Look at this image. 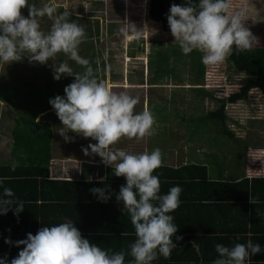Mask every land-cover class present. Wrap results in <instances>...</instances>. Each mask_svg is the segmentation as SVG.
Instances as JSON below:
<instances>
[{"label": "crops", "instance_id": "crops-1", "mask_svg": "<svg viewBox=\"0 0 264 264\" xmlns=\"http://www.w3.org/2000/svg\"><path fill=\"white\" fill-rule=\"evenodd\" d=\"M79 1L80 0H66L65 3H62L63 1L55 2L59 6L58 12L67 9L70 13L69 19L84 28L87 38L79 46V55L89 59L92 67L95 68L97 79L105 82L113 91H126L128 93L129 90H134L128 88L129 84H135L134 86L136 87L134 88L143 89L145 87L147 93L152 86L164 88L172 85L176 88L181 87V89L191 91L192 87H208L205 79L206 70L204 82L199 83H168L166 86H163L162 84H150L149 81L145 82L141 77L137 82L140 85L137 83H129L127 77L124 80H119V82L115 79L116 77H113L110 71H108L110 67L104 59V54L110 53L109 49L104 47V49L108 51L105 52L103 50L100 61L93 40L96 36L98 38L101 36L102 29L104 30L105 27L106 13L103 8H101L103 3L97 4V0H94V2L89 4V0H81L82 3L80 4ZM29 2L37 7H42L43 4L50 3L52 0H29ZM95 6L100 7V10L97 9L96 13V10H93ZM21 12L27 17V6L22 8ZM40 25L41 30L47 32L51 26V21L47 17L41 18ZM90 28H92V32L88 35V29ZM105 33L108 34L106 30ZM88 41H92L94 45L89 44ZM100 42L101 40H99V43ZM136 43L137 42H132L131 47H135L137 50L140 45ZM130 48L127 54H130ZM126 57L128 58V55H126ZM130 57H132L131 54ZM61 62L71 63V67L79 66L62 53L57 54L54 61L51 59L48 60L46 64H39L37 62L29 63L27 57L23 58L21 61L12 62L7 65L0 64V178H4V187L11 188L15 193V198L18 201L24 202L26 218L28 217L26 205L29 203L34 204L35 201L40 205L44 204L43 202L68 203L70 205L66 207L58 205L54 206V208L56 210L62 209L64 212H75L74 210H77L76 215L84 221V224H80V226L92 227L94 231L98 229L96 231L98 234L106 235L105 240L108 245L118 246V248L110 247L112 252H127L129 250V245L136 239L135 230L131 224L130 218L126 215L125 211H123V204L116 199V194L119 192L121 185L126 183L125 178L123 176H115L114 168L105 165L98 155L91 153L90 149L89 154L85 155L84 149L88 148L90 143L94 144L97 143V141L90 137L84 138L73 132L68 133L70 139L66 140L57 131L62 125L55 111L49 104V99L57 95L63 96L65 86L72 83L74 80V76H67L65 74H61L60 80H55L53 78V64L59 65ZM9 97H11V101L8 99ZM192 97L193 96L190 95L188 97L189 104H192ZM14 99L16 100L12 101ZM173 101L174 100H172L171 103H173ZM11 103H13V105H11ZM143 103L144 107L141 111L135 108L134 111L142 112L145 109L150 111L148 94L146 100H143ZM143 103H141V105H143ZM176 107L178 108V106ZM202 110L204 111L202 113H194L190 110L186 112L178 109L171 110L170 115L163 116L166 120L165 122H159L160 113L150 111L157 125L156 132L153 136L146 137L139 141L135 139L129 140L127 138L123 140L121 138L113 146L116 149H123L130 153H140L159 148L162 154V164L159 168L154 170L153 175H158L159 177L161 194H166L173 186L178 185L182 188L180 196L182 226L176 224L182 231L176 232L178 234L175 233L173 235V238H175L173 242H178V249L171 253L173 257H178V260L173 262L175 264H194L195 261H198L199 264H203L205 260L207 264H213V261L218 256L215 251V245L223 244L226 246L227 243L225 239L217 238V236H221L223 228L215 224L213 220L222 219L223 214V216L225 215L232 218L229 219V221L234 222V224L238 223L237 218L242 214L240 209H243V203L247 204L248 218L250 220L246 224L247 230L245 232V238H242V243H245L244 241H247L249 238H251L253 242L259 239L264 246V143L261 145L256 144L254 146H247L241 165L243 170L234 168V165H229L228 163L227 166L224 165V162H222L223 159L227 158L233 162L234 157L233 155L225 156V151H218L217 147L213 145L214 142L212 140H206L203 146L199 145L197 142H191V139L209 138L208 135L203 136L201 134L210 133L216 127L214 122L211 120L207 121L205 118L209 109ZM194 111H197V108ZM227 115L229 116L227 121L231 120V122L234 121L233 123H236L235 121L237 120L233 119L234 116L230 115L228 112ZM175 116L181 118L180 123L183 125L182 129L170 132L176 136V143L173 139L168 142L169 138L166 143H159L156 140L152 142L155 136H159V134L162 133L161 130L164 129L163 127H168V124H170L169 120L172 121ZM182 118L185 119L182 120ZM251 118L254 119V116ZM208 123H210V125H206ZM237 124L238 122L236 125ZM49 130L51 132V139L47 143L45 137ZM33 132L35 135H40L41 137L31 135L30 133ZM236 137L239 136L236 135ZM262 142H264V140ZM13 162L17 164L14 171L11 168ZM195 165L200 167L196 168ZM201 167H205V169ZM218 167L220 168V175L217 173V171H219ZM16 169H21L22 171V173L18 175L19 178L13 176L11 177V182L5 183L9 178L4 172H15ZM27 172L33 173V175H28ZM32 177L34 179L36 178L38 183L37 191L34 194L36 200L31 199L28 183L23 182V184H21L22 180ZM246 177H248L250 181L247 189L244 190V188H242L244 190L242 193L226 196L219 191L218 195L216 194L214 198H208L211 191H216V187L210 185L212 182L227 180L239 182ZM252 178L261 179L254 182ZM47 180L65 182L53 184ZM78 183H80V185ZM186 186L188 188H186ZM92 188L104 189L106 194L111 195V198L107 202H101L97 198V195H94L90 191ZM246 190H248L247 197H245L244 193ZM256 195L258 199L254 198ZM59 196L63 197V199H58ZM194 197L202 199L201 205L204 206H201V210L196 209L191 211L188 209L190 203L188 198L194 199ZM78 203L82 204L83 209H76L74 207L76 206L75 204ZM89 207L93 208V210ZM49 208V212L53 211V208L50 206ZM96 210L99 214H104L107 221H104L103 218H99L100 222L95 224L96 220L93 214L96 213ZM255 210H259L258 214ZM255 215H259L263 219V222L256 226L251 223ZM198 219L201 220V223L198 222ZM62 220L65 222H76L73 217L70 218L69 216H65ZM4 227L9 230L11 229L13 231L12 233L16 236L21 234L14 231V224H10L8 227L4 225ZM104 227L107 228V232L100 230ZM117 228H119V230H117ZM9 230L0 232V237L7 238L8 236H14ZM117 233L124 235L122 240L119 239L120 237L114 236V234ZM84 234L88 235L89 230L87 232L85 231ZM194 235L203 236L201 238H196L197 236L195 237ZM177 236L182 237V239L176 240ZM193 242L199 245V257H196V255L191 256L196 250L193 247H187L189 244L192 246ZM12 250L13 249H9V253L6 255L7 257H17V255L15 256L14 254L13 257H11L12 254H10V251ZM130 259L131 257L126 256L125 264H128ZM257 259L264 264V252L252 256L247 264H252L253 261L255 262L254 264H259Z\"/></svg>", "mask_w": 264, "mask_h": 264}, {"label": "clouds", "instance_id": "clouds-1", "mask_svg": "<svg viewBox=\"0 0 264 264\" xmlns=\"http://www.w3.org/2000/svg\"><path fill=\"white\" fill-rule=\"evenodd\" d=\"M25 6L27 17L21 12ZM58 7L55 0L42 7L29 0H0V64L25 57L29 63L46 64L62 53L81 66L83 71L75 72L67 62L53 64L55 80H60L61 74L74 76L73 82L65 86L63 96L49 99L62 125L57 131L66 140L70 139L68 133L73 132L97 141L84 149L85 155L90 149L105 165L114 168L115 176L125 178L116 199L123 204L136 239L127 252H112L84 238L74 223L62 222L42 227L35 235L28 233L26 239L13 242L6 238L5 243L24 246L10 264H125L126 256L131 257L128 264L168 260L177 247L172 236L178 227L171 213L181 204L182 188L173 186L161 194L159 177L153 175L162 164L159 148L130 153L113 147L121 138L139 141L153 136L157 127L155 118L147 109L134 111L138 97L126 91L115 92L97 79L89 59L79 55V46L87 38L84 28L69 19L67 9L58 12ZM248 12L247 6L233 9L232 0H185L184 4L170 6L167 23L182 54L199 52L202 64L214 66L233 53L252 50L257 39L244 26ZM44 17L51 21L47 32L41 30L40 20ZM119 32L126 39L141 38V30L127 20ZM16 167L13 162L12 170ZM0 189V215H6L15 204L13 214L18 216L24 203L15 198L11 188L4 187V178H0ZM90 191L101 202L111 198L102 188ZM192 247L199 255V245L193 242ZM215 251L218 256L213 264H247L252 256L264 252V248L249 238L232 246L216 244ZM0 264H9L7 256L0 258Z\"/></svg>", "mask_w": 264, "mask_h": 264}, {"label": "rangeland", "instance_id": "rangeland-1", "mask_svg": "<svg viewBox=\"0 0 264 264\" xmlns=\"http://www.w3.org/2000/svg\"><path fill=\"white\" fill-rule=\"evenodd\" d=\"M55 1H63L62 3L66 2V0ZM91 2H94V0H89V4ZM79 3H82L81 0ZM96 3H103L101 8L105 11L106 16L105 27L104 30L102 29L101 36L99 38L96 36L93 39L95 49L100 61L103 50L106 52L108 51L106 49H109L110 53L104 54V59L109 64H107L110 67L108 71H110L113 77H116L115 79L121 81L127 77L129 83H137L140 77L143 78L145 82L149 81L151 77L156 78L163 86H166L168 83H195V81H191V79L196 80V76L194 75L196 72L194 70L196 63L190 60L192 54H182L178 45H175L174 37L171 35L170 29L163 28L160 23H156L149 18V0H97ZM243 6H247L249 9L248 18H246L243 23L257 39L254 46H264V0H232L233 9ZM97 9L100 10V7H94L93 10H96L95 13ZM126 20L134 23L136 28L141 30V38L139 40L126 39L119 32L120 27L125 24ZM88 30V35H90L92 28ZM105 30L108 34L105 33ZM99 40H101L100 43ZM157 41L163 43L161 44ZM88 42L94 45L92 41ZM132 42H137L136 44H139L141 47L139 46L136 50V54L130 57L127 51L131 47ZM104 47H106V49H104ZM162 51L165 52L162 53ZM126 55H128V58ZM195 55L201 56V54L194 53V56ZM69 65H71V63ZM206 67L205 79L208 86L207 88L217 97H223L230 93V90L238 89L243 85L239 83L240 81H237V79L242 78V76L235 73L233 67L226 59L222 63ZM72 68L75 72L82 71L81 66ZM93 69L95 71V68ZM134 85L135 84L127 85L128 88L134 89L129 90L128 94L139 98V102L134 108L141 111L144 107L143 100L147 98V92L145 87L143 89L134 88L136 87ZM183 87L187 88L185 86ZM249 88L250 94L248 100L239 101L235 105H229L226 109L230 115L234 116L233 119L237 120L235 122H238L236 125V123H233L234 121H227L228 127L231 128L235 134L234 138L225 136L220 131V126H218V132L215 130L210 133L201 134L203 136L208 135L209 138L191 139V142H197L201 146L205 144L206 140H212L214 142L213 145L217 147L218 151H225V156L233 155L234 157L233 162L227 158L223 159V164L226 166L227 163L229 165H234V168L239 170H243L241 165L247 146H254L256 144L261 145L264 143L262 142L264 140V92L259 90L256 86H250ZM190 91L191 90L178 89L172 85L164 87L163 93H161L162 96L159 100H157L156 97L150 98V111H156L161 115L163 114L162 116L160 115L159 122H165L166 120L163 116L170 115L171 110L178 109L186 112L192 108L194 110L197 108V111L193 112L202 113L204 112L202 109L215 108L217 106V103L210 100L209 97L204 98L200 94L193 96V94H190ZM159 92H162L161 89H159ZM189 95L193 96L192 104H189ZM168 96L175 100L176 103L162 104L164 101L167 102ZM8 99L11 101V97ZM15 100L16 99L12 101ZM141 103H143V105H141ZM11 105H13V103H11ZM175 106H178V108L175 109ZM252 116H254V119L251 118ZM180 121L181 118L176 116L172 121L169 120L170 124H168V127H163L164 129L161 130L162 133H160L159 136H155L152 142L156 140L159 143H166L169 138L168 142L173 139L176 143V136L170 132L182 129L183 125ZM206 125H210V123ZM236 135L239 137H236ZM122 139L124 140V138ZM217 173L220 175V168Z\"/></svg>", "mask_w": 264, "mask_h": 264}, {"label": "trees", "instance_id": "trees-1", "mask_svg": "<svg viewBox=\"0 0 264 264\" xmlns=\"http://www.w3.org/2000/svg\"><path fill=\"white\" fill-rule=\"evenodd\" d=\"M185 0H149V16L150 18L157 22V23H161L162 26L164 28H169L168 23H167V14L169 12V8L172 4H177V5H181L184 4ZM158 43H163L161 41H157ZM175 45H177L175 43ZM136 52V48L135 47H131L129 50V53L134 56ZM165 51H162V53H164ZM195 54H200L199 52L193 51L192 54V58L190 59L191 61H194L196 63V65L194 66V70L196 71L194 73V75L196 76V80H192L191 81H195V83H199V82H204V76H205V70H206V66L204 64L201 63V56L199 55H195ZM226 61L230 63V65L233 67L235 73H238L239 75L242 76V78L237 79V81H240V84H243L240 88L238 89H234V90H230V93L226 94L223 97H217L213 94L212 91L206 89V88H202V87H192V91L191 94L196 95V94H200L201 96H203L204 98H210V100L215 101L217 103V106L215 108H209V112L207 113V116L205 117L207 121L211 120L212 122H214L216 124V127L220 126V131L225 135V136H229L231 138H234V132L228 128L227 126V119L229 118V116L227 115L226 109L229 106V104H236L239 101H246L248 100L249 94H250V86H256L259 90H261L262 92H264V46H253L251 51H246L243 52L241 54H235L233 53L231 56L226 58ZM160 81H158L156 78H151L149 79V83L150 84H160ZM178 89H181V87H177ZM159 89H161L162 92H159ZM194 91V92H193ZM161 93H163V88L162 87H157V86H152L150 87V89L148 90V98H149V102H150V98L151 97H156L157 100H159L161 98ZM196 93V94H195ZM172 98H167V102L164 101L162 104L164 103H171L172 102ZM173 103H176V101L174 100ZM177 107L175 106V109ZM191 109V108H190ZM190 111H194V109L192 108ZM185 118H182V120H184ZM204 119V118H203ZM44 125V124H43ZM214 128L213 131H217V128ZM216 132V133H217ZM33 136L36 137H41L40 135L37 136L35 135V133H30ZM51 139V132L50 130L48 131V134L45 137V141H47V143L50 141ZM196 168H199L200 166L195 165ZM203 169H205V167H201ZM7 176H8V180L5 181V183L11 182V177H18V175L20 173H22L21 169H16L15 172H11V171H7L4 172ZM28 175H33V173H29L27 172ZM254 182H256L257 180L261 179V178H252ZM251 179V180H252ZM22 180V179H20ZM50 183H64L65 181H53V180H47ZM249 178L246 177L244 179H242L239 182H235V181H231V180H227V181H214L212 182L210 185L216 187V191H211L208 195L209 199L214 198V196H216V194L218 195V192L221 191L223 194H225L226 196H231V195H236V194H240L242 193L245 189L248 188V183H249ZM28 183V188L30 190V196L31 199H35L36 200V196L34 195L35 192L37 191L38 188V183L36 178L34 179L33 177L30 179H24L22 180V183ZM80 185V183H78ZM186 188H188L186 186ZM244 188V190L242 189ZM0 191H2V189H0ZM245 197H247L248 195V190H246L245 192ZM34 197V198H33ZM258 196L256 195V197H254L255 199ZM58 199H63V197L59 196ZM190 203H189V207L188 209H190L191 211L196 210V209H202L201 206V198H188ZM31 200V201H32ZM34 200V201H35ZM24 203V202H23ZM29 203V202H26ZM44 204H37V202L35 201L34 204H28L26 205V209H27V213H28V217L26 218V213L23 209L22 212L19 213V215H14L13 212L16 208V205H12L11 210H9L7 212L6 215H0V232H6L7 230H9L8 228H5L4 225H6L7 227L10 224H14V231L21 233L19 236L14 235L12 232V230L10 229L9 231L14 235V236H8L7 238L10 239L11 241L15 242L18 240H22V239H26L27 234L28 233H32L33 235H35L37 233V231L45 226H52L55 224H59L62 222H65L62 220V218H64L65 216H69L70 218L73 217V219L76 221L74 222V226L77 227L82 236L84 238H87L90 242L92 243H96L99 247H101L102 249L105 250H110V247H114V248H118L117 245H108L106 243V235H100L98 234L96 231L98 229H95L96 231H94V229L91 227H83L80 226V224H84V221L76 215V211L75 212H64V210L62 209H55L54 206H63L66 207L70 204L68 203H63V202H56V203H48V202H43ZM67 204V205H65ZM76 206H74L76 209L78 208H82V204L78 203L75 204ZM42 206V207H41ZM53 208L51 212L50 208ZM81 206V207H80ZM90 209L93 210V208L89 207ZM243 209H240V212H242L241 215L238 216V220L236 224H234V222L229 221V218L227 216H223L222 214V219H217V220H213L215 224L219 225V227L223 228L222 234L221 236H217V238L220 239H225L226 246H232L234 243H242L243 239L245 238V232H246V224L248 223V221L250 220L248 218V210H247V204L243 203L242 205ZM181 204L180 206L174 210V212L171 213V215H173L174 217V223L175 224H180V226H182V222H181ZM84 212V210H83ZM202 212V211H201ZM255 212L258 214L259 210H255ZM98 215H97V214ZM96 213L93 214V217H95V224H97L98 222H100L99 218H103L104 221H107L106 216L104 214H99V212L96 210ZM203 215H205L204 213H202ZM207 216V215H205ZM209 216V214H208ZM205 219V218H203ZM202 219V220H203ZM127 223H129L128 221H126ZM198 222L201 223V220L198 219ZM263 222V219L261 216L259 215H255V218L251 220L252 224L258 225L261 224ZM73 223V222H71ZM199 223V224H200ZM211 223V222H210ZM17 224V225H16ZM25 224V225H24ZM121 224H125V223H121ZM203 224V223H202ZM90 228V229H89ZM89 230V234H84V232ZM100 230H104L103 232H107V228L104 227ZM117 230H119V228H117ZM116 230V231H117ZM121 230V229H120ZM115 231V232H116ZM181 228H178L177 232H181ZM110 232V231H108ZM184 232V231H183ZM178 234V233H176ZM108 235V233H107ZM110 235V234H109ZM112 235V234H111ZM193 235V234H192ZM115 237H120L119 239L122 240V238L124 237L123 234H114ZM191 236V234H190ZM196 238H201L203 235H194ZM239 236L240 239L237 240L236 237ZM192 237V236H191ZM128 238V237H125ZM5 239L6 238H1L0 237V258L5 257L8 253H9V249H13L12 251H10L11 257H13V254L16 256H18L19 251L24 247L23 245H20L19 247L15 246V244H8L5 243ZM172 240L174 241L175 238H173L172 236ZM246 242V241H244ZM255 243H259L261 245L262 248H264V246L262 245V243L260 242V240H256L254 241ZM176 245H177V241H175ZM125 246V245H124ZM126 247V246H125ZM187 247H192L191 244L187 245ZM177 247L174 248L172 250L173 251H177ZM189 252V251H187ZM195 252V251H193ZM200 253V252H199ZM199 257V255L195 252L193 253L191 256H195ZM9 264L11 259L10 257H7ZM178 257L171 255L170 259L168 260H164L163 258H161L159 261L155 262V264H175L173 262L177 261ZM257 261L259 262V264H262L260 262L259 259H257ZM255 262L253 261L252 264H254ZM194 264H199L198 261H195ZM203 264H207V261H203Z\"/></svg>", "mask_w": 264, "mask_h": 264}]
</instances>
